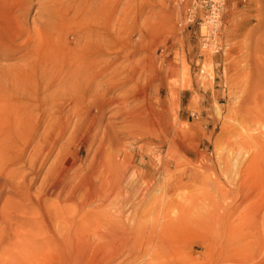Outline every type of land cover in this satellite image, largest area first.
Wrapping results in <instances>:
<instances>
[{
    "label": "rangeland",
    "instance_id": "374dc122",
    "mask_svg": "<svg viewBox=\"0 0 264 264\" xmlns=\"http://www.w3.org/2000/svg\"><path fill=\"white\" fill-rule=\"evenodd\" d=\"M60 3L30 0L28 5L27 0H0V41L19 34L21 27H33L40 4L57 6L49 20L55 26L32 60L33 68L22 69V51L8 58L0 57L4 93L14 92L13 99L21 105L40 102L28 127V131H35L30 136L32 140L24 144L11 124L14 116L0 114V177L11 169L33 176L28 158L55 109L46 95V88L58 80L50 61L62 55L69 59L81 37L90 34L91 25H97L94 32L102 34L108 23L114 46L109 58H115V65L122 67L120 73L114 74L115 86L109 96L127 94L126 105L137 114L136 119L129 110L126 116L114 115L120 108L111 104L106 106V116L101 120L102 125L110 123L121 133L120 138L110 133L109 142L112 137L119 138L118 143L123 142L129 150L131 163L122 186L130 229L127 238L150 239L148 233L152 229L167 234L166 239L187 240L184 254L187 259L198 258L194 264H264V0ZM209 16L216 20V30L207 21ZM22 38L18 37V42ZM18 42L14 47H18ZM10 72L14 77L9 76ZM99 79L106 85L104 79ZM104 84L102 88H106ZM71 107L70 102L65 104L69 122L64 137L42 166L41 158L32 171L37 174L33 192L41 187L48 171L42 190L51 189L60 168L69 177L78 167L90 179L97 176L90 173L92 167L87 168L93 153L81 140L84 130L78 128L88 121L87 111L74 113ZM95 114L92 111L90 117ZM123 127L130 134H123ZM61 146L66 148L65 162L60 156ZM106 150L113 157V148ZM168 160L170 169L165 171L161 165ZM94 177L92 180L98 184L99 176ZM0 192V207L7 196L18 197L20 193L9 191L2 183ZM82 196L80 193L76 197L77 203L85 204L80 211V228L90 239H81L80 258L83 256L86 261L82 264H102L103 253L106 261L121 242H131L125 237L117 241L96 234L106 231L108 221L118 214L122 202L118 198V204L112 202V206L101 207L98 213ZM220 251L229 260L213 263L211 256L216 257ZM147 256L138 263L125 264L149 262L152 251Z\"/></svg>",
    "mask_w": 264,
    "mask_h": 264
},
{
    "label": "bare ground",
    "instance_id": "6f19581e",
    "mask_svg": "<svg viewBox=\"0 0 264 264\" xmlns=\"http://www.w3.org/2000/svg\"><path fill=\"white\" fill-rule=\"evenodd\" d=\"M27 1L29 5L30 0ZM58 1L61 3L63 2V0ZM83 3L85 2H81V7ZM53 9L55 10L53 11ZM38 12L39 16H35L36 18L33 21V27H21V32L19 34L9 36L8 39L0 41L1 58H8L19 51L23 52L22 57L25 58V60L22 69L26 67L33 68L31 65L32 60L41 50L44 39L48 38L47 34H49V30L55 26L50 24L49 20L53 16V12H57L56 5L52 8L48 7L46 4H40ZM54 18L57 17H53V20ZM93 27L97 28V25H91L89 29L90 34L81 37L82 41L72 50V56L67 59L68 62H66V56L64 55L59 58L54 56L53 58L55 61H50L51 64H53L51 68L57 73L58 80H56L53 85L46 88V95L48 94L50 96L49 99L52 102V105L55 106V109L51 113L52 117L50 121L45 126L46 129L34 142L30 156L27 158L29 166L32 171H34L37 164L41 162V158L43 160L42 163H40L42 166V164L50 157L51 150L65 135V129L67 128L69 121L66 118L67 113L64 112V109L65 104L70 102V104H72L71 109L74 113L78 112L80 114L81 112L84 113L87 111L88 121L82 124L83 127L81 126L78 128L84 130V136L81 140L84 141L85 147H90L89 150L93 153L92 159L90 160V163H88L87 168L92 167L90 173L99 176V183L97 184L92 180L94 176H91L92 178L90 179V175H85V172L84 174H81L82 171L80 172L79 167H76L77 169L71 173L70 177L67 174H64V172L62 173L63 170L60 168L57 169L55 175V177L58 176L59 178L52 182L51 189L45 187L42 190V186L46 184L48 171L42 179L41 187L33 192L31 191V188L37 181L36 173L31 171L33 176H30V173L28 172L22 173L15 169L7 170L5 173L3 172V178L0 177V183L4 186L6 185V188H9V191H17V193H20L18 197L7 196L0 207V264L86 263V261H83V256L80 258L82 248L80 241L81 239H90V237L84 235L80 228V211L85 207V204L77 203L76 197L80 193H83L85 198L84 202L91 206L94 205L98 213L101 207H106L105 209H108L107 207L112 206V202H117L118 198H120L118 200L122 202L121 206L119 202L120 209L119 212L117 211L118 214H114L113 218H110L108 223L106 221L104 222L105 225L107 223L106 231L96 232L100 238L119 241L124 237L127 238L130 234V229H128L126 222V195L124 198V189L122 188L127 180L129 164L131 163L128 161V146L124 145L121 141L118 143L117 139L120 138L119 135L121 133L114 125L110 123L102 125L101 121L106 116H103L106 106L111 104L114 106L117 105L120 108L118 111L115 110L116 113L114 112V115H125L128 113V110L131 113V110L126 105L129 103V98L127 94L123 97L109 96V93L115 86L113 80H115L116 77L114 74L120 73L122 67L117 64L115 65V58H109L114 46L108 23L105 24V29L102 34H96ZM0 30H2V26H0ZM18 37H23L20 42H18ZM17 42L18 47H14V44ZM46 55V53L42 54L45 63ZM46 65L47 63L44 64L43 62V68H45ZM1 70L2 69H0V71ZM10 74L12 75H9L10 77H14L12 72H10ZM99 78L105 80L107 86L104 82L103 84L106 88H102L103 84ZM1 79L0 75V80ZM9 81L14 83L13 79H9ZM13 95L14 92L4 93L2 83L0 82V114H7L10 117L14 116V120L11 124L17 128L16 134L22 136L21 140L24 144L27 140H32L30 136L35 131H28V127L33 118L34 112L40 107V102L21 105V102H17L13 99ZM16 96L19 97V94H16ZM43 98H46V96ZM43 101L47 102V99H44ZM78 109H80V111H78ZM92 111H95L96 114L90 117ZM133 112L136 113L135 110ZM131 117L136 119L137 114L131 113ZM127 121L128 118L125 122ZM131 122L133 123L135 120L130 121V123ZM100 131H102V135H99ZM121 131L124 132L123 134H130V130L127 127H123ZM110 133H113L117 137L119 136V138L115 139L112 137L110 138L112 139V142H109L111 140L107 138L112 136ZM121 140H123L122 137ZM141 141L146 142L147 144V141ZM136 143L138 142L136 141ZM151 143H153V141H151ZM147 145L149 146V144ZM107 147L113 148V157L110 156L111 154H108L106 150ZM65 152L66 148L64 149L63 146H61L60 156H63L64 162V158L66 159ZM20 156H22V151ZM21 160L20 157L19 162ZM68 163L70 162L68 161ZM169 163L170 160L165 161L161 165V169L169 171ZM66 167L69 168L70 165ZM190 173L191 172H189L188 175L191 177ZM192 174H194V172H192ZM96 178L94 177V179ZM126 185L127 183L125 186ZM64 193H69V195L66 197ZM49 200L52 202H49ZM116 204H118V202ZM109 215L110 214H108V216ZM108 216L107 218L110 217ZM99 222L101 221L98 220V223ZM166 222H169V220ZM169 223L171 224L172 222ZM144 233L146 232L144 231ZM137 234H139V232H137ZM136 236L138 237V235ZM140 236L142 235L140 234ZM148 237L150 239L135 238L130 240L127 238V240L131 242L128 243L125 239L126 242H121L118 245L117 250L109 255L106 261H104L106 259L104 256L105 253H103V257H100V259H104H102L103 263L105 262L104 264L132 263L139 261L141 257L147 256V254L152 251L151 259L149 262H144V264H194L193 261L198 260V258H186L184 252L187 240L185 241V239H166L167 234L152 229L148 233ZM193 248L194 246H191L190 249L193 250ZM209 251L211 250H208V252ZM223 252L220 251L216 257L211 256L213 263L229 260V256ZM225 252L227 253V250ZM214 253L216 255V252ZM97 258V261H100L99 256H97ZM97 261L95 263H97ZM195 263L198 264V262ZM87 264L89 263L87 262ZM90 264H92V262Z\"/></svg>",
    "mask_w": 264,
    "mask_h": 264
},
{
    "label": "built area",
    "instance_id": "2783aa9c",
    "mask_svg": "<svg viewBox=\"0 0 264 264\" xmlns=\"http://www.w3.org/2000/svg\"><path fill=\"white\" fill-rule=\"evenodd\" d=\"M208 22H210L211 24H212V26L214 27V29L216 30V20H214V18L213 17H211V16H209V18H208V20H207Z\"/></svg>",
    "mask_w": 264,
    "mask_h": 264
}]
</instances>
